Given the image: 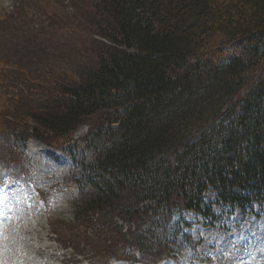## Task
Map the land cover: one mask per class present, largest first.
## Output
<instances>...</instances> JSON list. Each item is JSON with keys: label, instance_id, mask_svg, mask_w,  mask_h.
<instances>
[{"label": "trees", "instance_id": "1", "mask_svg": "<svg viewBox=\"0 0 264 264\" xmlns=\"http://www.w3.org/2000/svg\"><path fill=\"white\" fill-rule=\"evenodd\" d=\"M84 2L67 27L95 40L79 48L93 62L50 80L44 106L0 112L1 132L25 147L94 125L100 153L56 235L91 248L96 262L153 264L188 242L186 213L208 222L212 204L247 211L264 202V0ZM47 50L41 44L37 59ZM25 56L0 55L3 90L44 77ZM172 152L174 162L160 158Z\"/></svg>", "mask_w": 264, "mask_h": 264}, {"label": "rangeland", "instance_id": "2", "mask_svg": "<svg viewBox=\"0 0 264 264\" xmlns=\"http://www.w3.org/2000/svg\"><path fill=\"white\" fill-rule=\"evenodd\" d=\"M87 9L84 0H0V55L15 59L24 53L23 65L37 66L44 72V77L40 75L38 82L28 81L26 87L13 81L18 84L16 87L3 90V84L0 87V112L19 115L44 106L46 100L39 95L49 91L47 85L54 82L50 80L74 75V64L93 62L96 56L88 58L80 54L79 48L93 46L95 40L72 34L67 27L74 19L83 17ZM38 22L41 27L36 32L30 30ZM41 44L48 50L37 59ZM45 61L49 66H44ZM5 74L8 73H2ZM20 75L27 80L25 74ZM86 133L87 127H83L71 134L67 142L49 141L47 146L33 140L28 142L25 159L30 165L33 183L52 187L60 193L55 195V200L49 199L45 210L30 189L18 188L14 179L6 181L8 176L0 168V195L3 196L0 217L7 220L0 237V264H62L63 252L52 240L50 224L73 218L70 203L75 199L77 189L70 179L72 173L80 172L75 161L92 163L100 153L95 146L97 138H85ZM0 153L3 154L1 164L17 167V162L10 161L2 148ZM177 153H167L160 158L174 162ZM12 172L22 180L18 170ZM230 225L220 223L205 227L195 224L191 233L196 241H200L196 253L187 252L177 260H167V264H264V218L257 221L237 216L231 219Z\"/></svg>", "mask_w": 264, "mask_h": 264}]
</instances>
